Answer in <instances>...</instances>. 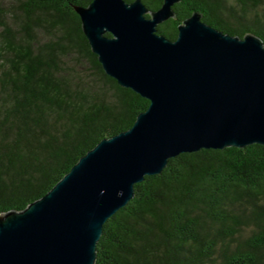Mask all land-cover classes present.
<instances>
[{"label": "trees", "instance_id": "obj_1", "mask_svg": "<svg viewBox=\"0 0 264 264\" xmlns=\"http://www.w3.org/2000/svg\"><path fill=\"white\" fill-rule=\"evenodd\" d=\"M91 1L0 0V214L43 197L149 106L92 53L74 11ZM173 11L156 28L170 41L197 12L224 34L264 44V0H181ZM95 264H264V146L169 159L104 223Z\"/></svg>", "mask_w": 264, "mask_h": 264}, {"label": "water", "instance_id": "obj_2", "mask_svg": "<svg viewBox=\"0 0 264 264\" xmlns=\"http://www.w3.org/2000/svg\"><path fill=\"white\" fill-rule=\"evenodd\" d=\"M181 0L74 6L92 53L120 87L149 101L132 127L103 139L40 199L0 214V264H95L104 223L160 174L201 149L264 146V44L224 34L194 12L170 41L157 26ZM110 35V36H107Z\"/></svg>", "mask_w": 264, "mask_h": 264}]
</instances>
